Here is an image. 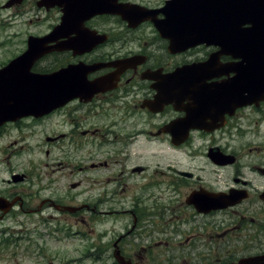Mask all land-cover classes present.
Instances as JSON below:
<instances>
[{
    "label": "flooded vegetation",
    "instance_id": "obj_1",
    "mask_svg": "<svg viewBox=\"0 0 264 264\" xmlns=\"http://www.w3.org/2000/svg\"><path fill=\"white\" fill-rule=\"evenodd\" d=\"M73 1L11 0V25L27 21L51 28L21 42L8 38L16 52L0 71L15 65L7 76L10 87L0 78V99L9 87L6 103L14 106L24 101L31 81L47 87L41 76L60 71V105L48 114L19 116L13 109L14 115L0 118V141L17 132L26 139L38 123L60 117V133L46 139L58 145L55 162L68 187L58 200L42 198L43 186L27 190L31 175L11 172L17 168L11 163L16 142L0 143V173L7 174L0 179V216L42 217L49 208L60 212L54 204L63 210L71 203L78 208L76 219L89 215L97 221L130 201L132 226L110 235L99 254L95 244L96 261L120 264V254L131 264H239L264 256V100L241 105L219 90L235 77L224 65L241 61L221 54L219 46L187 47L189 38L163 37L155 23L166 19L168 0H103L101 7L92 6L115 5L120 15L80 13L71 10ZM130 4L140 7L126 8ZM120 25L126 34L115 32ZM56 27L57 37L30 50V37H45ZM169 31L174 33L171 26ZM211 57L216 59L208 65ZM6 111L0 108V115ZM249 135L263 144L242 145ZM42 153L54 158L49 149Z\"/></svg>",
    "mask_w": 264,
    "mask_h": 264
},
{
    "label": "rangeland",
    "instance_id": "obj_2",
    "mask_svg": "<svg viewBox=\"0 0 264 264\" xmlns=\"http://www.w3.org/2000/svg\"><path fill=\"white\" fill-rule=\"evenodd\" d=\"M10 7H12L11 0H0V65L9 61L16 52V47L7 42L8 38H18L17 41L21 42L23 38H28L29 34L42 35L51 28V26L42 24L29 25L27 21L25 24L19 22L17 26L11 25L9 23L12 15ZM115 23L117 22L113 20L112 24H106L104 27L111 29ZM125 31V28L120 25V30L115 32L126 34ZM128 33L134 37L139 34L138 32ZM142 35L146 38L145 33ZM29 130L33 134L29 133L30 137L26 139H23L26 135L24 132H17L13 138L5 136L1 139V146L8 143L10 139L16 142L12 149V153L15 154L11 163L17 168L15 170L8 168L17 174L31 175L30 179L24 183L27 190L38 191L43 186L46 190L41 193L42 198L61 199L64 196L63 190L67 189L68 184L65 179L60 178L62 175L60 166L58 167L55 162L60 150L56 142H48L46 139V137L53 138L60 133V117L53 116L45 119ZM253 142L262 145L263 138H252L249 135L243 139L241 144L251 145ZM37 146H40L39 150L36 149ZM21 147L23 149L19 150ZM47 149L51 151L53 159L49 160L43 155L42 150ZM136 150L135 147L131 153ZM139 150L143 151V149ZM150 150L157 151V149ZM163 154L167 159L168 153ZM166 159L162 158L161 161H167ZM47 162L49 166L43 167ZM5 178L7 174L2 169L0 179ZM38 204L40 200L31 205L37 206ZM64 204L73 206L71 203ZM122 206V204L114 205L113 211L117 213L110 217H98L97 221L91 219L89 215L76 219L73 214L60 213L52 208H49L42 217L32 214L26 216L17 212L15 216L0 223V264H103V262L96 261L92 255L96 250L95 244L99 248L98 254L101 253V247H105L110 235H117L125 226H132L134 221V217L129 213L132 203L129 201L124 208ZM109 231L111 232L108 233ZM166 254H168L167 251L164 252V255Z\"/></svg>",
    "mask_w": 264,
    "mask_h": 264
},
{
    "label": "water",
    "instance_id": "obj_3",
    "mask_svg": "<svg viewBox=\"0 0 264 264\" xmlns=\"http://www.w3.org/2000/svg\"><path fill=\"white\" fill-rule=\"evenodd\" d=\"M98 2L104 3L103 0H92L91 4L86 0H74L70 7L71 10L83 13L89 11L92 3ZM108 7L109 13H121L114 5L109 4ZM163 12L166 19L161 24L155 23L163 37L189 38L184 41L188 45L197 42L219 45L224 53L241 59L239 65H230V71L226 72H234L236 77L219 85V90L228 93L226 98L240 99L244 103L241 105L264 98V0H169ZM169 26L173 28L174 33L170 34ZM58 32L59 28L56 27L49 36L38 40L46 43L48 38L57 37ZM56 50H60V47L56 46ZM28 52L25 57L30 53ZM14 64L1 70L0 74L9 73ZM57 74L52 77L54 79L46 78L47 83L51 82L48 89L38 90L35 82L31 81L32 84L29 82L24 90L25 96L22 97L24 101L18 102L15 106L5 102L10 97L5 93H12L10 89H5L1 97L4 101L1 102L0 108L7 111L0 116L14 115V108L17 109L16 114L25 115L26 111L29 113L36 110L38 113L41 111L46 113L60 105V90L56 86L60 83V72ZM65 210L74 212L76 209L65 207ZM120 261L126 264L123 259ZM240 264H264V256L246 259Z\"/></svg>",
    "mask_w": 264,
    "mask_h": 264
}]
</instances>
